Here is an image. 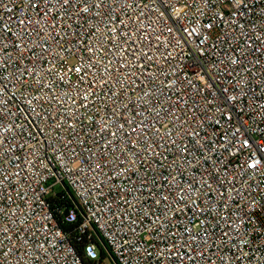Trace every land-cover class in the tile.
I'll list each match as a JSON object with an SVG mask.
<instances>
[{
    "label": "built area",
    "instance_id": "built-area-1",
    "mask_svg": "<svg viewBox=\"0 0 264 264\" xmlns=\"http://www.w3.org/2000/svg\"><path fill=\"white\" fill-rule=\"evenodd\" d=\"M108 260L264 264V0H0V264Z\"/></svg>",
    "mask_w": 264,
    "mask_h": 264
},
{
    "label": "snow or ice",
    "instance_id": "snow-or-ice-1",
    "mask_svg": "<svg viewBox=\"0 0 264 264\" xmlns=\"http://www.w3.org/2000/svg\"><path fill=\"white\" fill-rule=\"evenodd\" d=\"M59 2L63 5V6H67L69 4H72L74 2H76V0H59ZM237 2H241V0H237ZM90 3H92L93 7H96L97 9H99L102 4H103V0H90ZM87 8L82 9V11H87ZM133 132H135V128L132 129ZM113 135H115V133H113ZM182 151H186V149H182ZM250 167H255L254 165H250ZM207 183V182H205ZM164 199H167V197H165Z\"/></svg>",
    "mask_w": 264,
    "mask_h": 264
},
{
    "label": "rangeland",
    "instance_id": "rangeland-1",
    "mask_svg": "<svg viewBox=\"0 0 264 264\" xmlns=\"http://www.w3.org/2000/svg\"><path fill=\"white\" fill-rule=\"evenodd\" d=\"M106 264H111L110 260H108V261L106 262Z\"/></svg>",
    "mask_w": 264,
    "mask_h": 264
},
{
    "label": "trees",
    "instance_id": "trees-1",
    "mask_svg": "<svg viewBox=\"0 0 264 264\" xmlns=\"http://www.w3.org/2000/svg\"><path fill=\"white\" fill-rule=\"evenodd\" d=\"M103 257H104V255H103Z\"/></svg>",
    "mask_w": 264,
    "mask_h": 264
},
{
    "label": "water",
    "instance_id": "water-1",
    "mask_svg": "<svg viewBox=\"0 0 264 264\" xmlns=\"http://www.w3.org/2000/svg\"><path fill=\"white\" fill-rule=\"evenodd\" d=\"M66 215H67V213H66Z\"/></svg>",
    "mask_w": 264,
    "mask_h": 264
}]
</instances>
